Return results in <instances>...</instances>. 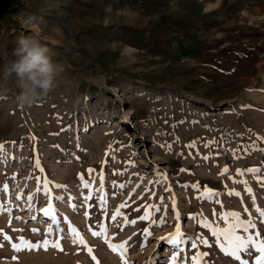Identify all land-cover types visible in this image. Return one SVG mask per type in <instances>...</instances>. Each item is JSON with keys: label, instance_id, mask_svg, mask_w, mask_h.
Listing matches in <instances>:
<instances>
[{"label": "rangeland", "instance_id": "obj_1", "mask_svg": "<svg viewBox=\"0 0 264 264\" xmlns=\"http://www.w3.org/2000/svg\"><path fill=\"white\" fill-rule=\"evenodd\" d=\"M21 35L62 68L31 107L4 74ZM0 144V264H193L199 252L202 264H237L212 229L235 211L256 224L237 234L264 239V0H0ZM205 188L212 197L198 198ZM148 205L159 211L140 221ZM69 221L86 245L73 243ZM101 222L111 243L128 242L123 256L92 235ZM178 223L183 242L162 241ZM21 236L62 250L16 251ZM189 237L208 243L194 249Z\"/></svg>", "mask_w": 264, "mask_h": 264}, {"label": "snow or ice", "instance_id": "obj_2", "mask_svg": "<svg viewBox=\"0 0 264 264\" xmlns=\"http://www.w3.org/2000/svg\"><path fill=\"white\" fill-rule=\"evenodd\" d=\"M3 147H4V145L0 144V149H3ZM205 159H207V157H205ZM36 166L39 167V161L38 160L36 161ZM237 171L238 172H242V171L255 172V171H258V169L250 168V169H246V170H237ZM93 172H95V169H88L89 175H91ZM227 172H228V168L225 167L221 174H225ZM80 179L83 182V186L85 188L89 187V183H88V181H86L84 179L83 174H80ZM103 179H104L103 175L100 174L101 184L103 183ZM245 183H246V181H245ZM58 187H66V186H59L58 185ZM120 187H124V185H120ZM183 187H189V185H183ZM191 187H193L195 189H199L200 185L194 184V185H191ZM6 189H7V185H4L3 190H6ZM167 190H170V189H167ZM45 191L50 192V190L47 188H45ZM246 191L251 192V188H247ZM212 195H213L212 191L210 189L205 188V190L200 194V197H198V198H211ZM229 195H239V192H236L235 190H230ZM56 199L63 200L64 197L57 196ZM89 199H91V196L85 197L86 201ZM161 199H163V198H161ZM172 202H173V208L175 209V197L172 198ZM100 203H101V205H104L106 203L105 197L100 198ZM70 206L75 210V208H76L75 204H71ZM127 206H128L127 202L120 205L117 208L116 212L112 215V219L115 220L117 216L122 215L120 208L127 207ZM153 207L156 208V211H159V208L156 207L155 205H148V206H146V210H145L144 214L139 216L137 219H139L140 221L149 220L150 216H151V212L148 211L147 209L153 208ZM139 210H140L139 208L136 209V211H139ZM256 210L259 213V216L261 218H264V210H261L259 207H257ZM245 211H247V209H245ZM43 212H44V215L46 217H51L53 222L58 223V221L56 220V210L51 204H49V206L47 208L43 209ZM215 214L216 213L214 212V215ZM220 215H221V218L225 222L229 221V217L233 218L232 222H229L227 224V227L213 228L212 229L213 235L223 237L224 243L220 244V249L226 255H229L230 257H232L237 262V264H249V259L243 258V255H245V254L248 257H254V264H264V239H260V232L257 231L254 234H250L246 237L243 235L237 234V232H236V229H243V231L245 233H247L249 229L256 228L255 222L251 219L242 220L240 218V214L238 212H235V211H228V212L222 213ZM85 216L86 217L89 216V213L85 212ZM176 217H177V220H179L180 214L178 211L176 212ZM190 218L195 219L196 214H191ZM17 219H20V217H17ZM32 219H36V217H32ZM65 219H67V218H65ZM124 222H125V225L128 223L135 224L136 220L129 221L127 216H125ZM68 223H69L68 231H69V234L73 240V243H79L81 245H86L87 242L84 240L83 236L79 233V231L74 226L71 225L70 221ZM160 223L161 224L164 223L163 218H161ZM202 223H203V226L205 228H212V224L209 223L206 219L204 221H202ZM99 227H100V231H92V235L93 236L104 235L106 241L108 242L109 247L112 248L113 251L119 250L121 252V255L123 256L125 253V250H126L125 246L128 242L124 241L120 244L111 243L107 237V226L101 222ZM14 231H17V230L14 229ZM32 231L37 232L39 230L38 229H32ZM52 231H53L52 228L47 229L48 233H51ZM2 232H3V230L0 229V233H2ZM143 232H144L145 236L151 235L148 228H145L143 230ZM4 239L10 241L12 238L5 233ZM160 239L162 241H166L170 245L179 246L183 242V234L181 232L179 223L177 224L175 232L170 233L167 236L161 237ZM188 239L192 240L191 247L194 249L197 247L198 242L203 243V244L208 243V241L206 239H203L202 237H195V238L189 237ZM19 240L22 241V244H15V243L12 244L13 249H15L16 251H20L22 247H27L28 249L44 247L46 249L47 247H49L50 244L53 247L61 248L59 240L49 241L47 238H45L44 240L36 242L35 244H33L31 241L25 240L24 237H22V236L19 237ZM0 246H2V245H0ZM61 250H62V248H61ZM87 250L89 253L92 252L91 247H88ZM256 252H258L259 255H256L255 254ZM207 255L208 254L205 252L197 253V255L192 257L193 264H202L203 257H205ZM93 259H95V257H93ZM171 264H178V259L175 255H173L171 258Z\"/></svg>", "mask_w": 264, "mask_h": 264}, {"label": "clouds", "instance_id": "obj_3", "mask_svg": "<svg viewBox=\"0 0 264 264\" xmlns=\"http://www.w3.org/2000/svg\"><path fill=\"white\" fill-rule=\"evenodd\" d=\"M30 17L29 21L34 20ZM28 22V21H26ZM13 51L15 60L5 68V76H15L20 88L16 101L20 107H31L47 97L57 87V76L62 68L53 63L49 49L39 40L21 35Z\"/></svg>", "mask_w": 264, "mask_h": 264}]
</instances>
